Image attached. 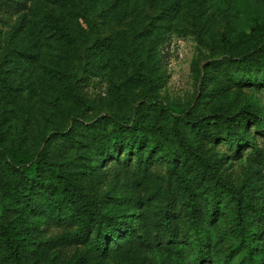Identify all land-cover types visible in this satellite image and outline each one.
Returning <instances> with one entry per match:
<instances>
[{
	"label": "rangeland",
	"instance_id": "rangeland-1",
	"mask_svg": "<svg viewBox=\"0 0 264 264\" xmlns=\"http://www.w3.org/2000/svg\"><path fill=\"white\" fill-rule=\"evenodd\" d=\"M222 4V0H29L24 19L3 12L0 71L9 88L0 90V146L19 143L31 157L56 131L65 132L75 121L87 127L103 117L124 125L134 122L152 137L149 121L162 125L177 112L209 114L219 106L237 112L250 101L264 106V88L233 79L240 73L235 63L224 59L222 38L228 19ZM231 14L239 28L249 32L255 23H264V0H233ZM51 20L65 23L73 39L49 38L42 24ZM98 38L112 42L108 53L95 49ZM151 98L157 101L144 108ZM250 137L255 146L243 145L238 157L228 156L223 144L215 147L214 158H222L225 180L245 191L255 187L264 203V133L254 128ZM84 147L89 155L93 152L90 143L85 141ZM190 183L194 197L204 202L206 182ZM99 188L117 196L111 211L121 216L134 211L135 203L127 201L140 196L150 197L158 209L168 198L178 207L187 202L167 164L158 161L148 170L133 167L118 176L110 174ZM35 218L39 217H30ZM151 218L146 216V221ZM177 222L182 231L189 230L184 213ZM202 226L207 236L205 264L241 263V252L231 245L234 232L226 212L203 217ZM66 230L50 227L45 237L65 236V241L39 254L35 264H192L197 254L183 237L159 244L147 239L138 247L126 243L121 248L108 241L103 250H96L90 242L71 238L75 229L71 236ZM0 264L6 263L0 258Z\"/></svg>",
	"mask_w": 264,
	"mask_h": 264
},
{
	"label": "trees",
	"instance_id": "trees-1",
	"mask_svg": "<svg viewBox=\"0 0 264 264\" xmlns=\"http://www.w3.org/2000/svg\"><path fill=\"white\" fill-rule=\"evenodd\" d=\"M28 1L2 0L0 17L3 12L8 17L18 13L24 19ZM232 1L222 0V12L228 19L222 38L224 59L235 63L240 73L233 79L263 89L264 23H255L249 32L240 29L231 14ZM42 27L51 39H73L67 25L58 20L44 22ZM108 40L98 38L95 49L108 53L112 47ZM6 88V74L0 71V90ZM156 101L151 98L144 108ZM95 122L87 127L75 121L65 132L56 131L42 151L31 157L19 143L0 146V258L4 263L35 264L39 254L64 243L65 236L45 237L51 226H57L67 229L69 236L75 229L71 238L90 242L96 250H103L108 241L121 248L126 243L138 247L147 239L159 244L183 237L197 249L191 263L205 264L203 217L224 211L234 232L231 245L243 256L240 264H264V245L260 244L264 203L255 187L245 191L225 180L220 171L223 160L214 158L213 153L216 146L225 144L228 156L238 157L243 145L255 146L252 130L264 133V106L259 101H250L237 112L219 106L209 114L177 112L162 125L150 120L152 137L139 131L134 122L118 124L107 117ZM85 141L93 148V158L84 147ZM157 161L167 164L182 189L181 196L187 198L186 204L178 207L168 198L158 209L150 197L140 196L127 201L135 203L133 212L124 216L112 212V199L118 198L99 184L110 174L118 176L133 167L148 170ZM190 179L206 182L204 202L192 194ZM183 213L190 222L186 232L177 224ZM33 215L39 218L30 219ZM148 215L152 222L146 221Z\"/></svg>",
	"mask_w": 264,
	"mask_h": 264
}]
</instances>
